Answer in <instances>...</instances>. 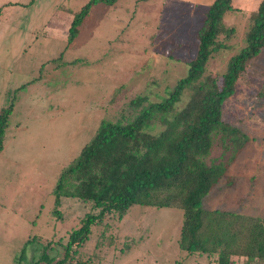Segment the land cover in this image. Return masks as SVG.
I'll list each match as a JSON object with an SVG mask.
<instances>
[{
	"label": "rangeland",
	"instance_id": "1",
	"mask_svg": "<svg viewBox=\"0 0 264 264\" xmlns=\"http://www.w3.org/2000/svg\"><path fill=\"white\" fill-rule=\"evenodd\" d=\"M30 1L0 0V108L13 102L15 109L0 152V264H30V251L32 260L44 250L52 261L62 258L63 242L91 204L62 197L58 213L54 212L52 188L59 173L102 119L115 120L138 94L161 100L187 74L197 50V30L213 2L99 3L67 44V18L87 0ZM259 1L234 0L236 10L227 12L223 20L234 28L227 40L230 46L212 55L208 72L220 75L229 58L244 46L250 14ZM56 13L65 18L52 28L50 18ZM263 82L264 49L246 63L235 92L222 106V118L249 139L202 200L206 211H233L238 217L227 216V221L212 222L203 230L220 249L231 253L234 264H246V254L264 235ZM187 98L188 91L178 107ZM159 128L154 124L151 130ZM230 153L215 136L205 160L208 164L227 160ZM181 221L178 208L132 205L121 219L109 216L94 226L73 261L214 264L217 253L187 254L179 249ZM28 237L35 239L24 243ZM52 240L56 242L50 247L47 242ZM251 264H264V258Z\"/></svg>",
	"mask_w": 264,
	"mask_h": 264
},
{
	"label": "trees",
	"instance_id": "2",
	"mask_svg": "<svg viewBox=\"0 0 264 264\" xmlns=\"http://www.w3.org/2000/svg\"><path fill=\"white\" fill-rule=\"evenodd\" d=\"M116 1L87 0L73 14L67 44L74 41L94 5H113ZM233 2L213 0L210 4L197 30V50L188 62L187 74L173 84L165 97L150 101L145 94L134 96L115 120L100 121L90 140L61 170L52 188L54 212L58 213L62 197L89 203L91 210L69 232L64 254L53 264H76L73 260L92 228L109 216L121 219L135 204L181 209L179 249L187 254L217 253L215 264H234L231 253L220 249L218 242L203 230L212 222L227 221V216L236 218L235 212L206 211L202 207L203 198L249 139L222 118V106L235 92L236 81L246 63L264 49V0H260L250 14L244 46L229 58L220 75L207 71L212 55L230 46L227 40L233 36L234 28L225 26L223 20L227 12L236 10ZM186 91L188 98L178 107ZM12 109L13 102L0 109V152ZM127 109L131 110V116ZM154 124L160 128L152 132ZM215 136H219L223 150L229 148L231 153L227 160L208 164L205 158ZM262 239L246 254V264L264 258V235ZM46 254L44 250L31 264L46 260ZM52 260L44 264H51Z\"/></svg>",
	"mask_w": 264,
	"mask_h": 264
},
{
	"label": "crops",
	"instance_id": "3",
	"mask_svg": "<svg viewBox=\"0 0 264 264\" xmlns=\"http://www.w3.org/2000/svg\"><path fill=\"white\" fill-rule=\"evenodd\" d=\"M92 11H93V7H92V9L90 10V13H89V15H91L92 14ZM88 15V16H89ZM87 16V17H88ZM60 17H62V18H65V17H63L62 15H58V13H56L55 14V16L53 17V16H51V18H50V21H51V27L52 28H57L58 27V20H59V18ZM86 17V18H87ZM72 18H73V15L72 16H69V18H67L68 19V26L70 25V22H71V20H72ZM89 18H90V16H89ZM27 84V83H26ZM1 109V108H0ZM14 112H15V109H14V107H13V109H12V112H11V114H10V117L9 118H11V116H13V114H14ZM18 125V123H16V125L15 126H17ZM9 128H10V124L8 123V126H7V128H6V130H5V133H7V131L9 130ZM12 136L14 137V134H12ZM4 147V146H3ZM3 150V149H2ZM4 230H5V228H3ZM32 239H35V238H30V237H28V239H24V243H26V242H30ZM9 241V240H8ZM66 241V240H65ZM56 242V240H52V241H48L47 242V245H49L50 247L51 246H53L54 245V243ZM64 244H65V242H63ZM63 244V245H64ZM22 256H20L19 257V259L21 258ZM32 257H34V255H33V252L32 251H30V254H29V259H30V264H31V262L32 261H34V260H32V259H34V258H32ZM40 258V257H39ZM39 258H35V260H37V259H39ZM19 259L17 260V262L19 261ZM49 259H51V257L50 258H47V256H46V260H49ZM59 259V258H58ZM57 259V260H58ZM56 260V261H57ZM86 259H84L83 261H85ZM55 261H53L51 264H53ZM20 263V262H19ZM40 264H44V262H41Z\"/></svg>",
	"mask_w": 264,
	"mask_h": 264
},
{
	"label": "built area",
	"instance_id": "4",
	"mask_svg": "<svg viewBox=\"0 0 264 264\" xmlns=\"http://www.w3.org/2000/svg\"><path fill=\"white\" fill-rule=\"evenodd\" d=\"M215 264V263H214Z\"/></svg>",
	"mask_w": 264,
	"mask_h": 264
}]
</instances>
